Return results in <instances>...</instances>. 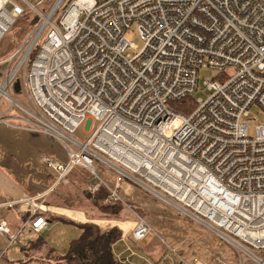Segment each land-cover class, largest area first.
I'll use <instances>...</instances> for the list:
<instances>
[{
    "label": "built area",
    "instance_id": "1",
    "mask_svg": "<svg viewBox=\"0 0 264 264\" xmlns=\"http://www.w3.org/2000/svg\"><path fill=\"white\" fill-rule=\"evenodd\" d=\"M44 1L0 0V38L27 14L39 18L0 60V123L63 146L64 161L39 157L55 172L48 190L79 166L90 174V192L105 186L107 201L125 204L128 188L144 189L216 235L237 264H264V123L249 133L251 106L264 110V0H53L46 11ZM133 23L142 40L134 54L125 36ZM202 67L222 73L202 82L205 97H194L190 113L175 111L171 102L194 96ZM15 94H24L26 105ZM87 116L98 124L83 142L71 134ZM43 195L1 204H28L38 232L47 226L38 215ZM152 232L137 216L120 236L125 254L115 258L229 263L219 254L188 261L170 245L150 259L134 246ZM0 233L9 242L17 237L5 220Z\"/></svg>",
    "mask_w": 264,
    "mask_h": 264
},
{
    "label": "crops",
    "instance_id": "2",
    "mask_svg": "<svg viewBox=\"0 0 264 264\" xmlns=\"http://www.w3.org/2000/svg\"><path fill=\"white\" fill-rule=\"evenodd\" d=\"M59 146L61 147L59 142L49 141L43 135L36 132L16 129L0 123V220H5L10 231L17 235L13 242H9L7 235L0 233V264H67L62 261L52 262V259L47 258L46 253L50 250V246L54 247L57 252L59 251L54 245L47 241V234L52 221L46 219L47 226L35 232L30 226L32 219L28 217V211L30 209L28 204L15 203L11 207L1 204L7 200H19L42 192L46 194L49 191L48 188L54 184L55 172L42 163L39 157L42 154H47L58 161L65 160V150V156L58 155L56 151ZM101 174L106 180L112 181V173L102 170ZM132 188L135 187L128 188L126 194L131 193L133 190ZM136 195L143 198L142 202L143 200L144 202L147 201L140 193H136ZM43 204L46 209L39 211V213H52L78 222H86L89 220L82 210L68 207V209L56 207L57 209L50 211L47 204ZM38 215L45 218L44 214ZM27 220L28 223H26ZM94 222L102 228H109L116 225L122 230V233L129 232L133 224V220L114 219H96ZM178 223L182 225L183 229L185 226H195V224ZM149 224L153 229V232L149 233L152 234L150 241L143 242L149 235L148 234L134 246L135 250L141 255L150 259H156L165 251L167 243V245L174 247L177 253L188 261L199 259L208 262L214 254H219L229 259L228 264H237L231 254L230 248L224 245L223 242H220V240H212L209 236L206 237L201 235L202 238L200 241L194 243L197 245V249L193 250V244L192 247H189L188 244L182 245L181 243L182 237L184 236L183 229L176 231L178 234H175L172 242H170L171 236L173 237L172 234L165 235V237L163 236V240L167 241L165 243L160 239L159 235H154L156 229L150 222ZM195 232L199 233L197 227L192 230V233L197 235ZM38 237L42 238L48 244L38 249H34L33 247L32 250L29 249V244ZM189 239L192 242L195 241L192 240L191 237ZM159 241H162V244H160ZM112 249L114 254L118 252L125 254L123 251L124 241L121 237L113 244ZM135 260L144 264L139 258H135Z\"/></svg>",
    "mask_w": 264,
    "mask_h": 264
},
{
    "label": "rangeland",
    "instance_id": "3",
    "mask_svg": "<svg viewBox=\"0 0 264 264\" xmlns=\"http://www.w3.org/2000/svg\"><path fill=\"white\" fill-rule=\"evenodd\" d=\"M32 1L35 2L36 0H32ZM46 1L47 0H45L44 3L42 4L41 9H42V7H43V9H45L44 5H45ZM52 2H53V0L52 1L50 0L49 5H51ZM66 2H67V0L65 1V3ZM44 11H46V9ZM60 14H61V9L58 11L56 17L53 19V21L55 23H57V18L59 17ZM30 15H31V13L27 14V18H29ZM27 18L19 19L17 21V23L14 26H12L10 28V30L8 32H6L0 38V60H3L6 57H8L29 36L31 31L24 34L25 28L27 26L26 25ZM45 33H46V31H45ZM45 33L40 38V40H43ZM125 36L129 40V42L132 43V46L128 50V52L134 54L142 46V40H141L140 35L137 31L135 23L131 24V26L125 32ZM232 71H233L232 68H227L225 70V73L231 74ZM221 73L222 72H218L216 70H212V69L207 68V67L200 68L199 72H198V88L194 94V97L195 98L205 97L204 92L201 90L202 82L204 80H209L213 77H217ZM15 98H17L19 100V102L22 103L23 105H26L27 102H26L24 94H15ZM4 106L6 107V105H4V103L0 102V110L3 111ZM249 122L251 123V126L249 127V133L252 136V135H254L253 125L264 123V110L260 109L256 105H252L250 108ZM97 124H98L97 120H92L89 116H87L71 135L73 137H75L76 139L84 142V141H86V139L90 135L89 132H90L91 128ZM56 151L58 152V155L65 156L64 148L62 145H61V147L59 146ZM96 165H97V163H96ZM75 167H79V166H74L72 169H74ZM97 167L99 169V172L101 173L102 170H105L104 168H106V165L103 164L101 161H98ZM78 169H80V168H78ZM68 179L69 178L66 177L60 184L67 185ZM81 184H82V181L73 186L76 188L75 189L76 192L79 193L78 199H80V201H82V199H83V195H82L81 191L79 190L80 188H82ZM72 189L74 190V188H72ZM132 189L133 190L131 191V193L124 194L125 195V204H122L123 206H126L131 211L130 213H131L132 217L130 220H134L137 216L146 218L152 224V226L156 229L154 231V235L155 236L159 235L160 239L162 241H164L163 236L165 237V235H170V234L173 235V237L171 236V238H170L171 239L170 242H172L174 240L175 234H178L176 231L183 229L182 225H180L178 222H182L183 224L187 223V224H191V225L195 224L194 227H187V226L184 227V229H183L184 236L182 237V241H181L182 245L188 244L189 247H192V244H193V247H192L193 250L197 249V247H196L197 245L194 243L200 241V239L202 238L201 235L206 236V237L209 236L210 238H212V240H219L218 237L216 235L212 234L210 231H208V229H206L205 227L196 223L194 220H192V219L186 217L184 214H182L181 211L175 207L176 204H174L173 201H169V202L161 201L156 196L148 193L147 191H144V189H141L139 187H135ZM136 193H140L144 198H146L147 203L144 202V200L142 202L143 198L137 196ZM63 198L66 200L65 202L68 203L77 197L71 191V192H67V195H63ZM47 206H48V209L50 211H53V210L57 209L58 207L59 208H67L64 206L56 205L54 203H52V204L48 203ZM135 207L138 208L139 210L135 209ZM74 209H77V208H74ZM89 212L92 213V211H89ZM68 219H70V218H68ZM70 220H72V219H70ZM90 220H92V219H90ZM94 220H96V219H93V221ZM73 221L76 223H80L76 220H73ZM196 227L198 228L199 233L195 232L197 235H194L192 233V230ZM79 233H80V230L76 224L55 220V221H52L50 226H49V230H48V234H47L48 235L47 241H48V243H51L52 245H54L59 250L58 253L61 254L66 250L68 242L72 238L77 237L79 235ZM190 237L192 240H195V241L194 242L190 241V239H189ZM151 238H152V234H149L143 242L144 243L149 242ZM154 238H156V237H154ZM162 241H159L160 244H162L161 243ZM164 242L166 243L167 241H164ZM220 242H222V241H220ZM223 244L225 245V243H223ZM59 245L62 248V250L59 247ZM166 245H167V243H166Z\"/></svg>",
    "mask_w": 264,
    "mask_h": 264
},
{
    "label": "trees",
    "instance_id": "4",
    "mask_svg": "<svg viewBox=\"0 0 264 264\" xmlns=\"http://www.w3.org/2000/svg\"><path fill=\"white\" fill-rule=\"evenodd\" d=\"M49 2L50 0L45 2V9L49 7ZM45 9L42 7V10ZM25 18H27V15L24 17V19ZM38 20L39 18L36 15L31 14L26 20L27 26L25 28L24 34L31 31ZM33 56L34 53L31 55V60ZM170 105L175 111L188 114L194 109L196 104L194 101V96H186L171 102ZM66 177L69 178L67 185H62L60 184L61 182L58 183L46 194H44L41 200L45 204L54 203L59 206L82 210L85 212L89 220L86 222L76 223L64 216H57L55 214L46 212H38V214H44L45 219L48 221L58 220L62 222L74 223L80 230L79 235L72 238L68 242L67 248L63 253H58L54 247L50 246V250H48L46 253L47 258L52 259V262L62 261L66 262L67 264H124L115 258L112 249L113 244L120 238L122 230L116 225L103 229L97 223H95L93 219L130 220L132 217L130 213L131 211L126 206H123L120 202L107 201L106 198L109 191L105 186H100L94 192L87 190L86 184L90 178V174L85 169L81 167H75L67 174ZM81 181L82 188L79 190L83 195L82 201L78 199L79 193L76 192V188L73 187ZM72 188H74V190ZM71 191L77 198L66 203L63 195H67V192ZM135 209L138 208L135 207ZM89 211H92V213ZM47 244L48 243L42 238L38 237L35 241L29 244V249L32 250V247L34 249H38ZM161 255L159 257H161ZM176 264H179V262L177 261Z\"/></svg>",
    "mask_w": 264,
    "mask_h": 264
},
{
    "label": "water",
    "instance_id": "5",
    "mask_svg": "<svg viewBox=\"0 0 264 264\" xmlns=\"http://www.w3.org/2000/svg\"><path fill=\"white\" fill-rule=\"evenodd\" d=\"M13 89H14L15 92H19V90H20V83H19V80L18 79L15 80V82L13 84Z\"/></svg>",
    "mask_w": 264,
    "mask_h": 264
}]
</instances>
